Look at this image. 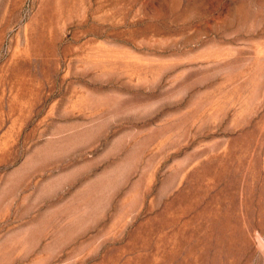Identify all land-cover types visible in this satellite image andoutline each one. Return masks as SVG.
<instances>
[{
    "label": "rangeland",
    "instance_id": "rangeland-1",
    "mask_svg": "<svg viewBox=\"0 0 264 264\" xmlns=\"http://www.w3.org/2000/svg\"><path fill=\"white\" fill-rule=\"evenodd\" d=\"M0 264H264V0H0Z\"/></svg>",
    "mask_w": 264,
    "mask_h": 264
}]
</instances>
